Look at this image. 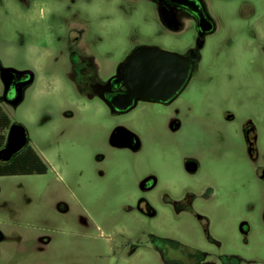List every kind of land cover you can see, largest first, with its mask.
I'll return each mask as SVG.
<instances>
[{"label": "flooded vegetation", "instance_id": "1", "mask_svg": "<svg viewBox=\"0 0 264 264\" xmlns=\"http://www.w3.org/2000/svg\"><path fill=\"white\" fill-rule=\"evenodd\" d=\"M96 1L54 0L49 13L60 20L56 26L45 28V38L79 96L101 104L116 120L108 137L114 150L135 160L144 156L145 138L126 120L140 105L158 108L147 123L153 146L151 164L144 167L137 163L123 173L132 189L117 199L124 201L109 221L91 211L86 202L90 198L77 194L73 199L78 212H72L65 200H57L48 208L52 210L47 216L40 215L36 220L27 216L31 204L17 207L14 198L0 196V264H60L53 261L62 232L60 222L84 240L99 232L106 245L100 252L103 264H138L136 258L141 253L157 256L160 264H264V255L252 251V240L259 232L264 233V206L253 218L234 213L231 201L235 200L236 163L245 167L243 178L246 174L248 182L264 186L262 133L250 116L238 118L228 102L203 100L202 91L219 74L216 61L222 56L229 58L234 47L231 40L222 43L215 37L221 33V26L207 0H121L152 8L157 21L151 22L146 42L130 48L112 71L100 65V59L108 55L103 37L91 25L87 13ZM248 32L249 38L261 45L255 30L248 28ZM147 48L174 58V67L167 70V75L174 78L169 76L163 86L171 93L161 101H133L124 107L125 101L118 100L128 93L121 80L123 63L132 53ZM0 65L3 67L1 61ZM7 68L19 71L21 79L8 88L4 86L0 105L16 107L35 74L28 69ZM32 76L33 81L22 89V101L15 105L21 85ZM193 91L197 92L196 100L189 99ZM158 151L164 163H156ZM13 159L0 162L7 164ZM84 172L78 170L73 182H80ZM98 175L104 172L98 171ZM91 182L86 179V183ZM178 225L185 227L183 236L173 231ZM83 253L73 251L78 260L68 264H90Z\"/></svg>", "mask_w": 264, "mask_h": 264}, {"label": "rangeland", "instance_id": "2", "mask_svg": "<svg viewBox=\"0 0 264 264\" xmlns=\"http://www.w3.org/2000/svg\"><path fill=\"white\" fill-rule=\"evenodd\" d=\"M29 2L0 0V61L4 68L28 69L35 74L23 101L16 107L5 104L2 107L13 124L25 128L29 145L48 164L49 170L40 176L0 177V196L14 198L17 207L22 203L31 204L28 210L31 215L27 216L36 220L40 215L47 216V211L52 210L48 208L57 200H65L72 212H78L73 199L77 194L90 198L86 202L93 213L105 221L112 220L118 204L124 201L117 199L132 189L123 173L137 163L144 167L151 164L153 146L147 123L152 114L158 113V108L140 105L126 120L144 136V156L135 160L111 148L108 137L116 120L101 104L86 102L79 96L62 73V62L55 60V51L48 46L50 41L45 38L44 30L56 26L60 20L49 13L54 0ZM96 3L87 13L91 25L103 37L102 45L108 55L100 59V65L112 71L130 48L146 42L151 34V22L157 21V16L152 8L143 9L139 2L135 6L121 0H97ZM207 3L221 26V33L215 37L222 43L231 40L234 47L229 58L222 56L216 61L219 74L207 90L203 89V100L228 102L238 118L250 116L260 128L264 143V0H207ZM248 28L254 29L262 39L261 45L249 38ZM3 93L0 77V98ZM196 96L197 92L193 91L189 99L196 100ZM237 135L240 137L239 126ZM161 155L159 151L155 155L157 164L164 163ZM243 166L236 163L234 168L232 211L257 218L264 206V186L253 180L248 182L246 174L243 178ZM78 170H84V176L74 183L73 176H77ZM98 171L104 175H98ZM87 178L91 179L90 184L86 183ZM161 213L167 214V211ZM60 228L53 261L68 264L78 260L73 251L78 254L85 251L83 254L88 255L85 260L90 264H103L100 252L105 251L106 245L99 232L84 240L69 232V226L62 227L61 222ZM173 231L181 236L186 233L182 225ZM252 246L253 253L264 255V233L259 232ZM136 260L138 264H160L157 256L147 253H141Z\"/></svg>", "mask_w": 264, "mask_h": 264}, {"label": "water", "instance_id": "3", "mask_svg": "<svg viewBox=\"0 0 264 264\" xmlns=\"http://www.w3.org/2000/svg\"><path fill=\"white\" fill-rule=\"evenodd\" d=\"M174 58L162 51H151V48L143 49L131 54L124 61V71L121 80L127 86V92L118 100L125 101L128 107L133 101H161L171 93L163 88L168 83V78L173 77L167 70L174 67ZM10 68L0 65V77L5 87H9L15 81L21 79ZM174 78V77H173ZM34 77L27 83L21 85L19 98L15 105L22 101V89L33 81ZM29 144V137L25 128L19 124H13L8 132L6 145L0 150V161H11L24 147Z\"/></svg>", "mask_w": 264, "mask_h": 264}, {"label": "trees", "instance_id": "4", "mask_svg": "<svg viewBox=\"0 0 264 264\" xmlns=\"http://www.w3.org/2000/svg\"><path fill=\"white\" fill-rule=\"evenodd\" d=\"M11 124V118L0 105V150L6 145ZM48 170V164L30 145L25 147L12 162L7 164L0 162V177L45 175Z\"/></svg>", "mask_w": 264, "mask_h": 264}]
</instances>
